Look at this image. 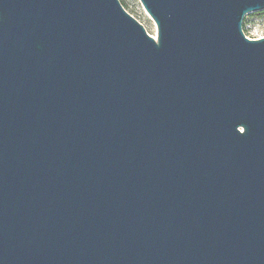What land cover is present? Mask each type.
<instances>
[{"label":"water","instance_id":"obj_1","mask_svg":"<svg viewBox=\"0 0 264 264\" xmlns=\"http://www.w3.org/2000/svg\"><path fill=\"white\" fill-rule=\"evenodd\" d=\"M139 2L0 0V264H264V0Z\"/></svg>","mask_w":264,"mask_h":264},{"label":"rangeland","instance_id":"obj_2","mask_svg":"<svg viewBox=\"0 0 264 264\" xmlns=\"http://www.w3.org/2000/svg\"><path fill=\"white\" fill-rule=\"evenodd\" d=\"M123 8L143 25L146 32L156 39V25L139 0H119ZM242 29L249 38L264 37V10L246 14Z\"/></svg>","mask_w":264,"mask_h":264},{"label":"snow or ice","instance_id":"obj_3","mask_svg":"<svg viewBox=\"0 0 264 264\" xmlns=\"http://www.w3.org/2000/svg\"><path fill=\"white\" fill-rule=\"evenodd\" d=\"M240 131H241V132H244V131H245V129L241 128V129H240Z\"/></svg>","mask_w":264,"mask_h":264}]
</instances>
